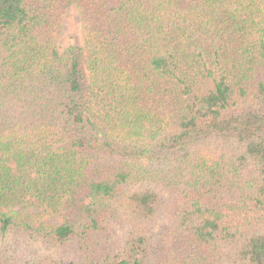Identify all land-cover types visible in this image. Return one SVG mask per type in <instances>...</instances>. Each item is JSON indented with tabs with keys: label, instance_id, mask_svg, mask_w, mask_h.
Instances as JSON below:
<instances>
[{
	"label": "trees",
	"instance_id": "1",
	"mask_svg": "<svg viewBox=\"0 0 264 264\" xmlns=\"http://www.w3.org/2000/svg\"><path fill=\"white\" fill-rule=\"evenodd\" d=\"M0 264H264V0H0Z\"/></svg>",
	"mask_w": 264,
	"mask_h": 264
},
{
	"label": "rangeland",
	"instance_id": "2",
	"mask_svg": "<svg viewBox=\"0 0 264 264\" xmlns=\"http://www.w3.org/2000/svg\"><path fill=\"white\" fill-rule=\"evenodd\" d=\"M70 15L72 16V19L70 20L71 26L66 29L65 32V38L63 42V46L66 47L68 45H73L78 43V34H79V25L80 22L78 20L77 12L72 10L70 11Z\"/></svg>",
	"mask_w": 264,
	"mask_h": 264
}]
</instances>
